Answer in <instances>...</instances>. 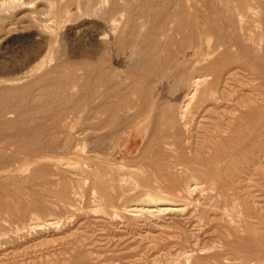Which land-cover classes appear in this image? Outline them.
Here are the masks:
<instances>
[{"label":"bare ground","instance_id":"1","mask_svg":"<svg viewBox=\"0 0 264 264\" xmlns=\"http://www.w3.org/2000/svg\"><path fill=\"white\" fill-rule=\"evenodd\" d=\"M17 1L0 0V8L8 2L15 4ZM49 1L62 11L59 15L56 13V20L68 18L70 21L62 33L63 38L68 40L69 48L63 50L69 57L61 58L63 60L54 65L45 62L42 53L46 48L53 47L55 42L51 44L55 35L50 25L42 22L32 42L33 49L26 57L27 64L31 61L36 63L22 74L8 78L12 85L0 88V132L8 131V134L12 131L28 139V142L23 138L24 141H20L24 142L25 150L35 153L37 162L31 174L26 175L30 176L29 179L49 184L47 190L41 186L46 190V195L57 192L61 194L60 199H68L69 191L66 188L57 190L51 187L53 184L64 187L67 175H71L67 179L71 188L74 182L78 184L83 181L103 187L105 181L101 174L110 158L115 161L139 154H143L140 158L150 167L145 178L152 185L151 189L167 187L171 193H190L201 181L221 180L222 175L216 172L220 168L218 161L228 162L224 154L231 147L232 132L239 133L233 143L238 149L248 143L247 138L253 140V144L264 142V110L262 106L247 104L243 95V80L235 89L237 78L230 72L234 68L247 70L253 78L260 79V86L264 84V0H202L206 10L199 7V0ZM125 43L130 48L124 54L121 51ZM14 70L0 65V74ZM34 70L41 71L35 73ZM30 75L32 80L24 85L19 84ZM50 82L57 89L53 94L47 91L32 94L28 90L36 84ZM29 91L33 102L31 104L28 100L25 104ZM53 97L62 103L64 99L68 105L63 107L60 104L53 109L51 104L56 103ZM250 98L256 102L259 97ZM10 113L15 114L14 119L8 117ZM46 117L49 123L45 122ZM36 118L40 120L35 121ZM33 120L39 123L31 124ZM7 134L4 135L8 139L10 135ZM91 136L94 137L93 148H90L92 152L82 145V141ZM138 137L141 143L134 151L129 145ZM31 143L35 144L34 149ZM5 144L8 146L10 142ZM216 146L221 150L217 151ZM6 148L5 145L0 148V199H4L5 203L10 200L8 195L30 193L28 189H20V192L17 188H11L22 182L26 175L22 177V174L11 173V170L5 171L15 157L12 154L8 158L3 157ZM261 153L262 158L257 157L252 163L255 170L257 162L264 165V151ZM62 155L67 156L71 168L61 166ZM249 164L245 162L241 168L235 169L237 173L234 172L232 179L235 186V182L242 183L244 178H249L247 174L250 175L253 169ZM117 179L121 177L112 173L108 181ZM36 184L41 185L33 182L36 189ZM6 196L9 200L2 198ZM2 205L3 202L0 204V253L4 255L2 253L17 247L21 243L19 240H25L36 223L6 224L8 216L6 218V208ZM151 207H157L160 211L173 209L170 205L163 207L160 202L143 204L139 209H155ZM35 238L30 237L31 240ZM257 241L256 244H246L248 242L245 241L246 245L236 244L216 252L218 262L210 264H264V248H259ZM25 254H21V260L28 259L27 263L30 264L57 261L61 257L58 255V259L40 260L37 253L34 255L38 259ZM194 254L192 250L187 253V258H194ZM63 259L67 260L65 257Z\"/></svg>","mask_w":264,"mask_h":264},{"label":"rangeland","instance_id":"2","mask_svg":"<svg viewBox=\"0 0 264 264\" xmlns=\"http://www.w3.org/2000/svg\"><path fill=\"white\" fill-rule=\"evenodd\" d=\"M225 1L226 0H220L219 2ZM10 3L11 2H8L5 6L0 8V65L7 66V68L11 70H16L13 71L14 73L0 74V88L12 85L8 78L22 74L25 70H28V68L36 63V61H31L27 64L28 59L26 57L30 55L33 49L32 44L34 43L32 42L34 37L37 34L38 28L41 27L43 23L49 24L50 29L55 35V39L53 38L54 41H52L51 44L53 45L55 42L53 47L50 46V48H46L42 53L43 58L45 57V62L54 65L55 62L57 63L59 60L62 61L63 59L61 58L67 59V56L69 57V55H67V53L65 54V51L63 50L64 48L68 49L69 45L67 43L68 40L65 39V37L63 38L62 33L65 32L70 21L68 18L64 21L56 20V13L59 15V13L62 12L58 6L52 5L49 0H19L15 2V4L12 3L13 5ZM7 5L9 6L7 7ZM199 7H201L202 10H206L202 0H199ZM49 11L51 13H48ZM48 16L50 17L49 19L47 18ZM36 20L40 21L37 22ZM38 23L39 25H37ZM9 24L11 25L8 26ZM7 27H9V29ZM10 27L13 28L11 29ZM72 37L75 36L72 35ZM123 46L125 47L121 52L124 54L129 52V44L125 43ZM56 48L59 50H56ZM50 49L51 51H49ZM61 52L62 56L59 57ZM56 58L60 59L56 60ZM18 69L20 70L17 71ZM38 71L41 70H34L35 73ZM230 72L235 75V78H237L235 81V89L239 88L238 85L241 84L240 80H243L242 82L244 83L245 90L243 91V95L246 97L247 104L249 106H262L264 110V84L260 86V79L253 78V75L250 72L240 68H234ZM31 75L30 77H27L28 79L26 78L24 81H20L19 84L24 85L32 80L33 75ZM28 90H30L32 94L42 93L43 91L53 94L57 89L50 82L45 85L36 84L33 88ZM30 91L28 92L29 97L26 96L27 99L25 97V101H27L24 102L25 104L28 103V100L31 104L33 102L32 97H30ZM256 92L257 94H255ZM250 96L259 98L254 102ZM53 98L56 101V103L51 104L53 105V109H57L60 104H63V107L68 105L67 101H64V99H62V103L60 99ZM54 99H52L53 102H55ZM13 116H15L14 113H10V115L8 114L10 119L11 117L14 119ZM38 117L41 118V116ZM40 118H36L35 121L37 119L40 120ZM45 119L46 123L50 122L47 117ZM33 123L38 124L39 121L34 122L33 120L31 124ZM7 132L8 131L0 132V135L2 136H0V148L1 146L4 147V145L7 147L4 150L5 154L3 153V157L7 156L5 158H8L12 154L13 156L15 155L16 158L13 157V159L10 160L11 165H9V168H6L5 171H7V169L9 171L11 170V173L22 174V177H25L23 175H26L27 173L30 175L37 161L36 158H34L35 153L32 150H25L24 145H22V143H24L23 141L25 140L28 142V139L23 135H20L22 136L20 137L15 132L10 131V134H7ZM4 134H7L8 136L12 135L13 137L9 136L7 139ZM15 134L17 135L15 136ZM232 134L231 147L224 154L228 161H226L227 164L225 163V160L221 162L218 161L220 168H218L216 172L222 175L221 180L219 178L209 181H201L196 184L195 190L190 193H185L186 195L181 192L171 193L169 188H159L156 185L154 189H151L152 185L145 178L146 172L147 170H150V167L146 165L144 160H142L143 154L125 159L119 158L120 160L115 159V161L113 158H110L106 164V169H103L101 174L102 179L105 181L103 187L92 186L93 184L89 181H83L81 183L79 182V185L77 182H74L73 188H71V184L67 180L68 178H71V175H67V178H65L66 182L64 183V187L55 184L51 185L52 188H56L57 190L66 188V191H69V198L66 200L60 199L61 194L57 192L49 196L46 195V188L50 187V185L43 184L42 181L38 179L37 181L36 179H29L30 176L26 175V178L21 180L22 182H18L13 187L11 186V188H17L18 191H20V189L22 191L28 189L30 193H20L21 196L19 194V196L15 195L16 197L14 195L9 197L8 195L10 200L7 196L2 197L9 200L6 202L7 205L4 202V199H0V201L4 204L2 206L6 208L4 211L6 218L8 216L5 221L6 224L12 225L11 222H13V225H22L25 223L28 225L30 222H35L36 226L29 230L31 233L28 231L29 233L27 234L29 235L25 236L27 240H19L21 242H18L19 245L16 243L18 248L14 247V249H9L7 252L2 253L4 255H1L0 253V264H30L29 262L27 263L28 259L26 261L21 260V254L24 255L25 253L26 256L30 255L29 257L31 258L37 257L36 259H38L40 257V260L42 258H45L44 260H46V258L49 260L52 259V257L58 259L57 256H61L59 257V260H57L58 262L56 260H46L48 263L44 261V263L42 262L43 264H56V262L57 264H210V262H218L214 253L222 252L225 248L236 244H256V241L258 240L257 246H259V248H264V238H262L264 237V165L261 166L257 162L255 164L257 169L255 170L252 164L257 157L259 158L262 156L263 153L261 152L264 151V142L253 144V140L247 138L249 144L246 142L242 148L239 147L238 149L233 143L236 141L239 133L234 131ZM15 137L16 139H14ZM4 139H7L8 142H10L8 146L5 144V142L8 143L7 140L5 141ZM82 142L84 148L86 150L89 148L90 152H92L90 148H93L92 144L94 142V137L91 136L84 139ZM140 143L141 138L138 137L129 145V148H132L135 151ZM30 146L33 149L35 148L34 143H31ZM218 146H216L217 151H219L218 149L221 150V148H219L220 146ZM31 151L32 153L30 154ZM140 156L142 157L140 158ZM31 157H33V159H31ZM15 159L16 161L13 162ZM110 160L112 161L110 162ZM60 161L63 163L61 166H63L64 169L71 168L68 164L69 160L67 159V156H60ZM245 162L247 164L249 162V165L252 166L250 169H253L250 171V175L247 174L249 178H244L245 183L244 180L242 183L235 182L237 188L232 183V179L237 173L235 169L237 167L241 168L245 165ZM221 165H223V167H221ZM222 169L225 170L223 171ZM108 172L111 177L112 173H114L117 176H120L121 179H117L114 182L108 181L110 178ZM73 177L76 179V176L73 175ZM33 182L41 184H36L37 189L42 186L46 190L41 187L43 189L40 188L42 193H40L39 189L36 191V187L32 185ZM32 188H34L33 191ZM162 189L164 191H162ZM26 196L28 197L26 198ZM43 197L46 198L44 199ZM57 199L60 203L57 202ZM159 202L163 207L165 205H170L173 209L165 211H160L156 209L157 207H151L155 208L152 211H143V209H139L143 204L153 205ZM204 210L206 212H204ZM245 216L249 217L244 218ZM16 217L20 218L17 219ZM242 219H246L247 221H245L248 223L251 222L250 224H246ZM22 220L24 222H22ZM45 222H50V224ZM245 224L248 226L246 227ZM250 235L253 236L251 237ZM33 236L36 237L35 240L30 239V237L34 239ZM238 236L241 237V239ZM255 237H257V239ZM227 241L230 242L228 243ZM33 242L35 243L33 244ZM258 242H260V245ZM192 250L195 252L194 258H187V253L192 252ZM212 250L213 252L210 253L209 251ZM36 253L37 255L39 254V257L34 255ZM204 255L205 257L207 255L209 257L207 256L204 258ZM62 256L67 260L63 259ZM60 258L63 260H60ZM37 263L40 264L41 262Z\"/></svg>","mask_w":264,"mask_h":264}]
</instances>
